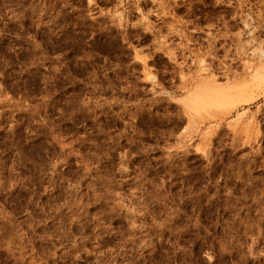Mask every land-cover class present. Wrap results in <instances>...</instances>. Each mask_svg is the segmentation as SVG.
I'll return each instance as SVG.
<instances>
[{
  "label": "rangeland",
  "instance_id": "374dc122",
  "mask_svg": "<svg viewBox=\"0 0 264 264\" xmlns=\"http://www.w3.org/2000/svg\"><path fill=\"white\" fill-rule=\"evenodd\" d=\"M0 264H264V0H0Z\"/></svg>",
  "mask_w": 264,
  "mask_h": 264
},
{
  "label": "bare ground",
  "instance_id": "6f19581e",
  "mask_svg": "<svg viewBox=\"0 0 264 264\" xmlns=\"http://www.w3.org/2000/svg\"><path fill=\"white\" fill-rule=\"evenodd\" d=\"M202 97V96H201ZM195 100V99H194Z\"/></svg>",
  "mask_w": 264,
  "mask_h": 264
}]
</instances>
